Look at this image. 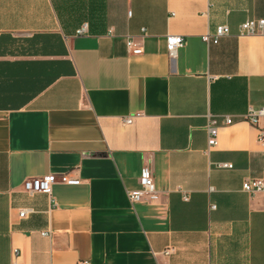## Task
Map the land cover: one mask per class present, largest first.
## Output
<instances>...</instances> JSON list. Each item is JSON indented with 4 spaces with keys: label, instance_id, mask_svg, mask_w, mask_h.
Listing matches in <instances>:
<instances>
[{
    "label": "crops",
    "instance_id": "crops-1",
    "mask_svg": "<svg viewBox=\"0 0 264 264\" xmlns=\"http://www.w3.org/2000/svg\"><path fill=\"white\" fill-rule=\"evenodd\" d=\"M249 19L264 0H0V264H264V190L241 188L264 183ZM210 115L233 121L213 147ZM144 165L159 198L131 203ZM45 175L50 194L24 191Z\"/></svg>",
    "mask_w": 264,
    "mask_h": 264
},
{
    "label": "built area",
    "instance_id": "built-area-1",
    "mask_svg": "<svg viewBox=\"0 0 264 264\" xmlns=\"http://www.w3.org/2000/svg\"><path fill=\"white\" fill-rule=\"evenodd\" d=\"M264 30V19H249L243 21L239 25V35H253L257 33H261ZM86 32V24H82L79 29H77L76 34L80 35ZM229 29L224 26H218L215 29L213 34L206 33L202 36L203 41L206 43L212 42L216 43L218 39L222 36L228 35ZM166 39V49L168 56L172 58L176 52V50L182 46L184 38L181 35H171L168 34L165 37ZM128 50H131L133 54L141 53V49H132L131 42H128ZM139 113H135L134 115H129L124 119L125 123H131V119L133 116L138 115ZM244 120L251 125H257L259 119H264V107H260L258 109H253L249 107L244 115ZM233 121L230 117L226 116L222 120L214 116H208L206 130H207V143L209 147H213L216 144V138L218 133V128L221 124L228 125ZM264 137V128L259 129L258 139L262 141ZM217 167L220 168H231V165L228 163H217ZM57 178L54 175H45L42 177H30L24 180L22 186L24 191L28 194L32 195L37 192H42L46 194L51 193L52 184L55 183ZM67 184H75L77 180L68 179L64 181ZM139 188L134 190L127 191V197L131 203L138 202L140 200L153 203L158 200L159 193L154 187L153 175L150 167L148 165H144L140 169L139 174ZM241 188L244 192L254 195L260 191L264 190V183L260 178H251L245 179L242 182ZM186 199V197H184ZM211 208H214L211 205ZM31 212V209H22L19 212L20 217H24L27 213ZM171 250H166L165 253H169ZM78 264H88L87 261H80Z\"/></svg>",
    "mask_w": 264,
    "mask_h": 264
}]
</instances>
